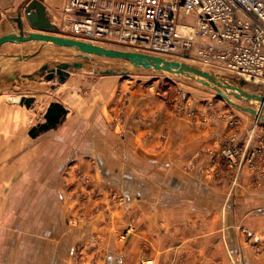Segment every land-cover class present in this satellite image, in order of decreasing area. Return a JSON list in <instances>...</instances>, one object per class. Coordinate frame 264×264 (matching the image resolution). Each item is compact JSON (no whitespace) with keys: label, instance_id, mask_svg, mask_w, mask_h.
<instances>
[{"label":"crops","instance_id":"1","mask_svg":"<svg viewBox=\"0 0 264 264\" xmlns=\"http://www.w3.org/2000/svg\"><path fill=\"white\" fill-rule=\"evenodd\" d=\"M29 1L0 0V38L19 32L14 18L20 6ZM67 2L44 0L55 24L60 22ZM28 43H6L0 55V264H12L13 239L5 225L18 217L6 208L11 192L43 190V183L15 185L13 180L33 161L44 159L45 145L50 144L51 150L59 145V134L75 127L82 113L87 134L78 144L89 145L83 154L98 161L101 175L120 178L117 182H122V192L138 213V230L125 243L115 240L106 264H234L231 259L237 255L243 257L244 264H264V252L254 254L236 227L237 223L245 225L260 234L264 248V177L260 188L241 185L237 193L229 169H186L190 162L202 160L225 135L227 127L222 120L202 123L155 93L118 84L114 79L101 80L96 91L83 96L81 87L86 84L70 71L64 78L56 76L59 85H52L53 92H49L47 86L54 82L48 79L54 69L49 65H45L49 68L46 81L40 79L28 87L24 84L38 75L28 72V56H22ZM41 55V51L32 55L35 60L30 70L47 59ZM58 94L64 95L58 98ZM17 97L34 98V102L21 105ZM104 99L105 104L97 103ZM124 99L128 101L125 125L119 120ZM52 103L67 109L66 118L58 130L33 138L31 130L41 124L37 114ZM76 143L68 140L72 151L67 154L73 156ZM51 154L53 159L61 155L59 150ZM13 160H19L15 165L18 172L12 169ZM244 174L248 181L257 179L249 171ZM208 176L211 180H206ZM125 179L130 186L124 187ZM113 219L120 231L129 218L124 211H117ZM144 255L150 263H141Z\"/></svg>","mask_w":264,"mask_h":264},{"label":"rangeland","instance_id":"2","mask_svg":"<svg viewBox=\"0 0 264 264\" xmlns=\"http://www.w3.org/2000/svg\"><path fill=\"white\" fill-rule=\"evenodd\" d=\"M25 29L26 32H33L30 27ZM58 35L76 38L59 29ZM101 46L123 49L107 44ZM24 47L27 51L22 56H28L26 60L28 72L38 74L34 79L24 84L28 87L40 79L46 81L49 70L42 69L45 65H49V68H57L59 65L69 64V71L73 73V76L77 80H83L86 84L85 87H81L83 96L91 95L101 80L114 79L118 84L153 92L164 99L167 104L176 106L178 111L187 110L191 118L198 119L202 123L214 118L222 120L227 127L225 135L217 145L212 147V150L205 152L204 160L190 162L186 169L188 171L202 167L205 170L216 167L229 169L234 178V187L237 193L242 188L241 185L250 184L252 188H260L263 185V120L231 105L221 98L212 87L167 71L136 68L125 60L82 54L73 48L35 41L25 44ZM39 51L42 52V55L47 56V59L30 70V64L35 60L32 59V55ZM189 51H187L191 56L189 59L182 55L156 56L188 63L219 75L225 82L242 86L249 93L263 94V82H248L232 73L215 68H205L196 59L194 49ZM56 76L58 77V75ZM56 81L54 79V82L51 81L47 86L49 92H53L52 85H59ZM63 95L58 94L57 97L62 98ZM232 99L242 107H252L263 115L260 102L255 100L247 102L237 100L235 97ZM105 102L104 99L97 103L102 105ZM127 103L128 101L124 99L123 113L119 118L124 125ZM46 111L44 109L37 114V121L41 124L45 123ZM112 118L115 119V114ZM84 121L87 122L82 113L75 127H69L59 134V139L56 140L59 141V145L57 144L53 150H51L50 144L47 147L45 145L44 159L38 160V162L33 161L29 164L26 172L23 169L17 179L13 180L15 185L25 182L43 183V190L22 192L16 189L11 192V200L6 208L8 212L11 210L12 214L18 217L13 220L12 224L5 225L13 239L11 244L12 264H106L109 258V248L115 245L114 242L125 243L131 233L138 230V213L135 209L132 210L126 195L122 192V185H120L122 182H117L120 178L115 175H101L98 170V161L94 158H87L83 154V148L89 149V145L82 142L78 144L79 140L87 134ZM59 126L56 128L57 130ZM68 140L71 143L73 140L77 141L73 156L71 153L67 154L72 151L71 144H67ZM56 150H59L61 155L60 158L53 159L51 153ZM228 151L232 153L228 154ZM63 152L65 154L62 155ZM16 164H19V160L12 161V169L18 172L15 168ZM248 171L252 175H257V179L253 181L245 179L244 173ZM205 178L211 180L209 176ZM125 180L123 181L124 187L130 186L131 182ZM236 205H239L238 202ZM117 211H124L125 217L129 218L120 231L116 230L117 225L114 223V219L112 220V216L116 215ZM236 227L254 254L259 255L264 252L260 234L245 225L237 223ZM243 261L241 255L231 259L234 264H244ZM150 262L144 255L141 263Z\"/></svg>","mask_w":264,"mask_h":264},{"label":"built area","instance_id":"3","mask_svg":"<svg viewBox=\"0 0 264 264\" xmlns=\"http://www.w3.org/2000/svg\"><path fill=\"white\" fill-rule=\"evenodd\" d=\"M56 25L125 50L190 58L194 49L205 68L264 83V0H68Z\"/></svg>","mask_w":264,"mask_h":264},{"label":"water","instance_id":"4","mask_svg":"<svg viewBox=\"0 0 264 264\" xmlns=\"http://www.w3.org/2000/svg\"><path fill=\"white\" fill-rule=\"evenodd\" d=\"M14 22L17 24L18 33H11L0 38V55L2 46L6 43H27V42H44L54 44L58 47L77 49L80 53L86 55H95L111 59H120L130 62L136 68L156 71H167L179 76H185L197 80L206 86L212 87L215 92L231 105L251 113L261 118L264 122V94H252L242 86H237L231 82H225L219 75L209 71L194 67L185 62H178L166 59L162 56H156L131 50L106 48L104 46L80 40L78 38H69L58 35V27L51 20L50 13L44 3V0H30L20 6L19 13ZM26 27H30L33 32H26ZM189 59L188 55L184 56ZM69 64L57 66L51 69L48 79L53 80L56 75L64 78L69 75ZM43 70H49L47 66ZM244 85V84H242ZM232 97L237 100L258 101L262 104L259 113L252 107H242L233 101ZM16 102L21 105L30 106L34 98L17 97ZM67 115V109L60 103H52L44 115L45 123L40 124L31 130L30 135L36 138L40 133L56 129L62 124Z\"/></svg>","mask_w":264,"mask_h":264}]
</instances>
